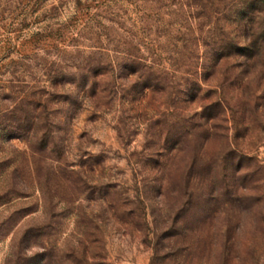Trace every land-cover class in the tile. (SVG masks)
I'll return each instance as SVG.
<instances>
[{"label":"rangeland","instance_id":"rangeland-1","mask_svg":"<svg viewBox=\"0 0 264 264\" xmlns=\"http://www.w3.org/2000/svg\"><path fill=\"white\" fill-rule=\"evenodd\" d=\"M240 2L0 0V264H264Z\"/></svg>","mask_w":264,"mask_h":264},{"label":"trees","instance_id":"trees-1","mask_svg":"<svg viewBox=\"0 0 264 264\" xmlns=\"http://www.w3.org/2000/svg\"><path fill=\"white\" fill-rule=\"evenodd\" d=\"M259 1L263 2L262 7L257 6V3H259ZM237 4L235 3V6ZM235 6V17L237 23L243 30L244 34H246L244 37L246 39V42L244 44H237L236 47L238 48L239 46L242 50H252L258 45L253 42L254 37L253 35H250V32L253 29H257L259 30V33L264 35V0H241L239 6L237 8ZM260 45L261 47H264V43Z\"/></svg>","mask_w":264,"mask_h":264}]
</instances>
